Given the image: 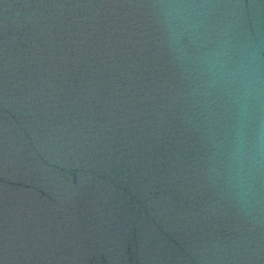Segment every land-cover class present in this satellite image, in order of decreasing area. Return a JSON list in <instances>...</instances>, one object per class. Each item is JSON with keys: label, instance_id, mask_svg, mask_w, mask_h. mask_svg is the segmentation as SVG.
<instances>
[{"label": "water", "instance_id": "95a60500", "mask_svg": "<svg viewBox=\"0 0 264 264\" xmlns=\"http://www.w3.org/2000/svg\"><path fill=\"white\" fill-rule=\"evenodd\" d=\"M217 2L264 44V0ZM150 3L0 0V264H264Z\"/></svg>", "mask_w": 264, "mask_h": 264}, {"label": "clouds", "instance_id": "9594fccd", "mask_svg": "<svg viewBox=\"0 0 264 264\" xmlns=\"http://www.w3.org/2000/svg\"><path fill=\"white\" fill-rule=\"evenodd\" d=\"M160 46L207 109V177L242 211L264 205V44L241 30L235 5L151 0Z\"/></svg>", "mask_w": 264, "mask_h": 264}]
</instances>
